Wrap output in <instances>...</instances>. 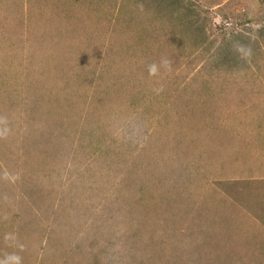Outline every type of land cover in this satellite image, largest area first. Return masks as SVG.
I'll use <instances>...</instances> for the list:
<instances>
[{"label": "rangeland", "instance_id": "rangeland-1", "mask_svg": "<svg viewBox=\"0 0 264 264\" xmlns=\"http://www.w3.org/2000/svg\"><path fill=\"white\" fill-rule=\"evenodd\" d=\"M0 116V259L264 264V0H0Z\"/></svg>", "mask_w": 264, "mask_h": 264}, {"label": "clouds", "instance_id": "clouds-1", "mask_svg": "<svg viewBox=\"0 0 264 264\" xmlns=\"http://www.w3.org/2000/svg\"><path fill=\"white\" fill-rule=\"evenodd\" d=\"M138 7L142 10L143 5H138ZM163 68L165 71L170 72L172 69V61L166 57H162L159 63L153 62L148 66V72L151 76H156L159 74L160 69ZM162 91V88L157 90ZM7 118L4 116H0V137L6 136L9 132V128L7 127ZM9 236H6L5 239H9ZM0 264H22V258L20 255L16 253L5 254L3 259H0Z\"/></svg>", "mask_w": 264, "mask_h": 264}]
</instances>
